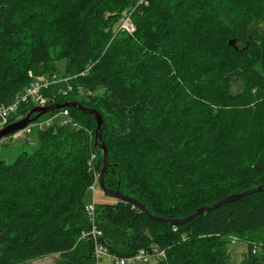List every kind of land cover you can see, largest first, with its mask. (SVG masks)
Listing matches in <instances>:
<instances>
[{"label":"trees","instance_id":"obj_1","mask_svg":"<svg viewBox=\"0 0 264 264\" xmlns=\"http://www.w3.org/2000/svg\"><path fill=\"white\" fill-rule=\"evenodd\" d=\"M125 16L133 34L119 30ZM30 71L72 76L88 91L44 93L48 105L79 101L102 115L106 188L165 219L117 197L97 204L112 253L159 246L166 259L148 264H229L236 236L249 245L243 264H264V0H0V104ZM68 109L79 126L55 123L37 150L0 160V264L52 254L56 264H95L80 235L91 224L89 160L98 153L101 171L103 151L95 116Z\"/></svg>","mask_w":264,"mask_h":264},{"label":"built area","instance_id":"obj_2","mask_svg":"<svg viewBox=\"0 0 264 264\" xmlns=\"http://www.w3.org/2000/svg\"><path fill=\"white\" fill-rule=\"evenodd\" d=\"M123 26L128 30H132L134 28V24L130 18L126 19ZM71 78L72 76H62L58 74L34 77L31 83L17 93L12 101L7 104H0V130L10 124V118L17 114L22 105L31 103L34 104V106H47L48 98L45 96L44 91L48 90L52 86H57L58 93L62 95H66L72 91L76 92L79 96L88 94V91L83 89L81 86L75 88L69 84V80ZM62 84L65 85L62 86ZM34 122L35 125H38L41 128L49 127L55 123H59L61 125L72 124L74 126H79L78 123L74 121L68 107L61 108L59 111L54 112L49 116L43 115ZM23 130L17 131L10 136H17ZM4 138H7V136L1 138L0 141L3 142ZM97 159L98 153H92L89 161V167L93 172V181L90 184L89 189L93 193H95L98 189H101V171H98L95 165ZM96 205L95 198H93V203L86 205V211L90 216L91 224L88 228L83 229L80 235V238L89 239L93 243V258L95 264H101L103 259L109 260L111 264H148L157 258L166 259L165 250L161 249L159 246H152L149 249H139L138 252L130 256H120L112 253L108 246L102 241L103 232L96 224ZM237 239L239 238L236 236L231 237L232 242H236ZM256 251L257 248H253V252L255 253Z\"/></svg>","mask_w":264,"mask_h":264},{"label":"water","instance_id":"obj_3","mask_svg":"<svg viewBox=\"0 0 264 264\" xmlns=\"http://www.w3.org/2000/svg\"><path fill=\"white\" fill-rule=\"evenodd\" d=\"M230 44L234 45L235 46V41L233 40H230ZM237 47V46H235ZM65 107H74V108H77V109H80L82 111H85L87 113H90L92 115L95 116L96 120H97V129H96V145L102 149L103 151V167H102V170H101V174H100V187L101 189H103L105 192L119 198V199H122V200H128V201H131L132 203L140 206L142 209H144L153 219H156V220H165L161 217H156V216H153L152 214H150L148 212V210L146 209V207L139 203L138 201H136L135 199L133 198H130L124 194H122L119 190H111V189H108L106 188L105 184H104V175H105V172L107 170V167H108V149H107V146L106 144L102 141V137H101V125H102V122H103V118H102V115L97 112L96 110L94 109H91V108H87V107H84L79 101H69V102H66V103H53V104H49L47 106H35L32 111L26 115L24 118L18 120V121H15L13 123H10L9 125H7L6 127H4L3 129L0 130V139L3 138V137H6L8 135H11L17 131H20V130H23L25 129L26 127H28L31 123H33L34 121H36L37 119H39L41 116L51 112V111H54L56 109H61V108H65ZM32 114H36L35 116H32ZM262 188V186H259L257 188H254V189H250V190H247V191H243L241 193H236V194H233V195H230V196H227L223 199H221L220 201L214 203L213 205L211 206H204V207H201L199 209H197L194 213H192L191 215L185 217L184 219L182 220H169V222H171L172 224L174 225H177L179 223H183V222H186L188 220H190L191 218H193L195 215L201 213L202 211L204 210H208L210 208H213L217 205H219L220 203L222 202H225V201H230V200H234V199H237L239 198L241 195L243 194H246V193H249V192H254V191H258Z\"/></svg>","mask_w":264,"mask_h":264},{"label":"rangeland","instance_id":"obj_4","mask_svg":"<svg viewBox=\"0 0 264 264\" xmlns=\"http://www.w3.org/2000/svg\"><path fill=\"white\" fill-rule=\"evenodd\" d=\"M127 18H130V17L129 16L124 17V19L122 20L120 24L119 30L120 29L125 30L129 34H133L136 30V25L134 24L132 18H130L134 24V28L132 30H128L123 26ZM59 66L63 68L64 63L59 62ZM29 75L33 79V73L31 71L29 72ZM93 93L94 92H91V94ZM43 129L45 128H41L38 125H35V122H33L31 123V125L25 128L22 132H20L17 136L12 137L9 135L7 136V138H4L3 142L0 141V160L5 161L6 163H11L23 151L32 152L34 150H37L40 147L39 132ZM95 165H96V162H95ZM84 201L86 205H90L91 203H93V192L89 188L86 191ZM228 248L230 250V255H231L229 264H243L244 256L247 253L248 248H249L248 243L241 239H237L236 242H232V240H230L228 243ZM55 260H56V256L51 257L49 259L41 260V262L39 261L38 263L56 264ZM108 261L109 260L107 259H103L101 261V264H111V262L109 263Z\"/></svg>","mask_w":264,"mask_h":264},{"label":"crops","instance_id":"obj_5","mask_svg":"<svg viewBox=\"0 0 264 264\" xmlns=\"http://www.w3.org/2000/svg\"><path fill=\"white\" fill-rule=\"evenodd\" d=\"M93 198L96 199V204H101V203H114L116 202V197L105 192L103 189H98L95 193H93ZM56 256V260L58 259V254H52V255H48V256H44V257H41V258H36V259H33L31 261H27L23 264H41V263H38L39 261L41 262V260H44V259H49L51 257H55ZM55 260V262H56ZM53 262V263H55ZM110 263V261H108Z\"/></svg>","mask_w":264,"mask_h":264}]
</instances>
